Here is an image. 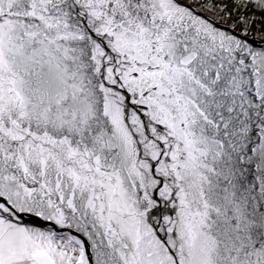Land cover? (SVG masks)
<instances>
[{
  "label": "snow or ice",
  "instance_id": "1",
  "mask_svg": "<svg viewBox=\"0 0 264 264\" xmlns=\"http://www.w3.org/2000/svg\"><path fill=\"white\" fill-rule=\"evenodd\" d=\"M0 264H264V0H0Z\"/></svg>",
  "mask_w": 264,
  "mask_h": 264
}]
</instances>
